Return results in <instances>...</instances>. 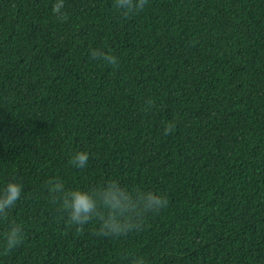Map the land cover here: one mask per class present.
<instances>
[{"label": "trees", "instance_id": "obj_1", "mask_svg": "<svg viewBox=\"0 0 264 264\" xmlns=\"http://www.w3.org/2000/svg\"><path fill=\"white\" fill-rule=\"evenodd\" d=\"M54 3L0 0V190L22 185L0 264H264V0H148L128 17L64 0L66 21ZM53 177L117 179L168 205L97 236L52 202ZM12 221L24 239L4 254Z\"/></svg>", "mask_w": 264, "mask_h": 264}, {"label": "clouds", "instance_id": "obj_2", "mask_svg": "<svg viewBox=\"0 0 264 264\" xmlns=\"http://www.w3.org/2000/svg\"><path fill=\"white\" fill-rule=\"evenodd\" d=\"M147 3L148 0H113L114 8L125 17L143 11ZM63 9L64 0H55L53 13L59 20L66 21L68 14ZM89 55L103 64L118 67L117 58L103 49H91ZM149 103L151 104V101ZM172 127L174 125L166 123L165 134H168ZM88 158L86 151H78L72 156L70 163L73 167L84 168ZM21 192L22 185L14 179L9 180L0 190V219H7L10 210L21 198ZM48 192L52 202L59 204L60 210L66 213L70 225H75L78 231H83L84 225L95 220V235L102 237H119L134 230L139 231L147 213L159 212L168 205L166 194L139 187L129 188L117 179L84 190L66 188L62 180L53 177L48 181ZM23 239V226L12 221L3 234L4 254L18 247ZM137 264H143V261L140 260Z\"/></svg>", "mask_w": 264, "mask_h": 264}]
</instances>
